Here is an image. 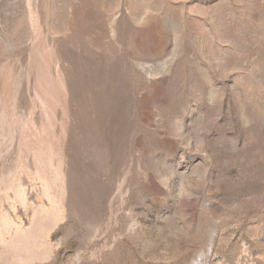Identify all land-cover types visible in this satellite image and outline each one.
<instances>
[{
	"label": "rangeland",
	"instance_id": "obj_1",
	"mask_svg": "<svg viewBox=\"0 0 264 264\" xmlns=\"http://www.w3.org/2000/svg\"><path fill=\"white\" fill-rule=\"evenodd\" d=\"M0 264H264V0H0Z\"/></svg>",
	"mask_w": 264,
	"mask_h": 264
}]
</instances>
